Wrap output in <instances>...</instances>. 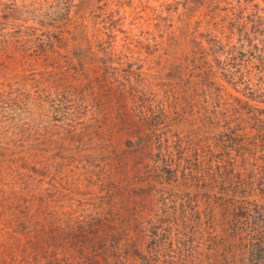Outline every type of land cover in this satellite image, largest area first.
<instances>
[{
    "label": "trees",
    "instance_id": "trees-1",
    "mask_svg": "<svg viewBox=\"0 0 264 264\" xmlns=\"http://www.w3.org/2000/svg\"><path fill=\"white\" fill-rule=\"evenodd\" d=\"M96 2L0 0V264H264V0L147 43Z\"/></svg>",
    "mask_w": 264,
    "mask_h": 264
},
{
    "label": "rangeland",
    "instance_id": "rangeland-1",
    "mask_svg": "<svg viewBox=\"0 0 264 264\" xmlns=\"http://www.w3.org/2000/svg\"><path fill=\"white\" fill-rule=\"evenodd\" d=\"M96 6L102 7L108 11V15L103 16L100 12H94L96 6L92 4H85L86 8V19L85 24L88 27L97 25L101 27L103 20L117 25L121 31L120 37H124L125 29L122 27L126 24L125 22H120L115 20L114 14L124 13L130 16V23L134 29L133 40L134 42L142 43L149 42V37L153 35L164 36V34L159 33V29H171L180 27V24H187V28L197 29L199 28V23L201 22L202 13L206 10L212 12L213 9H218L219 7H231L233 5H238V0H97ZM209 1V2H206ZM124 10V11H123ZM78 22L81 19H77ZM132 27L129 25L127 30ZM73 30V29H72ZM198 30V29H197ZM162 35V36H161ZM173 39V38H168ZM175 40V38H174ZM137 43V44H138ZM134 56L135 57H150L151 53L148 49H141L142 46L134 45ZM140 52V54H139ZM162 57L168 55L169 52L164 53V51L159 52ZM171 55V52L170 54ZM152 57V56H151ZM150 59V58H146ZM149 75L154 76L152 72ZM162 99L165 98L163 92H160ZM124 137V136H123ZM117 139H120L119 134L116 135ZM116 145H120V142ZM97 151V148H96ZM102 151H105L102 148Z\"/></svg>",
    "mask_w": 264,
    "mask_h": 264
}]
</instances>
